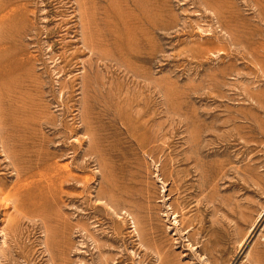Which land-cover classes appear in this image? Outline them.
I'll use <instances>...</instances> for the list:
<instances>
[{
  "label": "rangeland",
  "instance_id": "1",
  "mask_svg": "<svg viewBox=\"0 0 264 264\" xmlns=\"http://www.w3.org/2000/svg\"><path fill=\"white\" fill-rule=\"evenodd\" d=\"M0 3V264H264V0Z\"/></svg>",
  "mask_w": 264,
  "mask_h": 264
},
{
  "label": "bare ground",
  "instance_id": "2",
  "mask_svg": "<svg viewBox=\"0 0 264 264\" xmlns=\"http://www.w3.org/2000/svg\"><path fill=\"white\" fill-rule=\"evenodd\" d=\"M1 4V3H0ZM79 6V5H78ZM10 10V9H9ZM1 11V10H0ZM77 13V12H76ZM80 15V14H79ZM15 17V16H14ZM5 19V18H4ZM8 19V18H7ZM7 19H6V21H7ZM9 21H11V18L10 19H8ZM62 20V19H61ZM2 21H4V20H2ZM1 21V22H2ZM79 23V22H78ZM1 24V23H0ZM4 24V23H3ZM73 25V24H72ZM67 27H69V26H67ZM0 30H1V28H0ZM82 31V30H81ZM2 42V41H1ZM0 42V43H1ZM2 61V60H1ZM3 62V61H2ZM65 86V85H64ZM65 88V87H64ZM1 126V125H0ZM1 128V127H0ZM3 128V127H2ZM1 134V133H0ZM189 140V139H188ZM0 143H1V141H0ZM8 144V143H7ZM1 145V144H0ZM6 150V149H5ZM8 152H9V149L7 150ZM8 156V155H7ZM11 159V158H10ZM15 165V164H14ZM14 167V166H13ZM16 170V169H15ZM18 172V171H17ZM22 174V173H21ZM20 176H22V175H20ZM20 178V177H19ZM44 179V178H43ZM26 183V182H25ZM21 185H23L22 183H21ZM17 187V186H16ZM15 189V188H14ZM17 193V192H16ZM15 192L13 193V194H11V195H14V194H16ZM3 195V194H2ZM9 196V195H8ZM7 196V197H8ZM6 197V196H5ZM5 199H7V198H5ZM14 199V198H13ZM0 201H1V199H0ZM17 205V204H16ZM14 207V206H13ZM18 207V206H17ZM21 208V207H20ZM17 210V209H16ZM24 212V211H23ZM176 212V211H175ZM24 214H25V212H24ZM22 215V214H21ZM13 220V219H12ZM3 243V242H2ZM1 253V252H0ZM50 253V252H49ZM107 257V256H106Z\"/></svg>",
  "mask_w": 264,
  "mask_h": 264
}]
</instances>
